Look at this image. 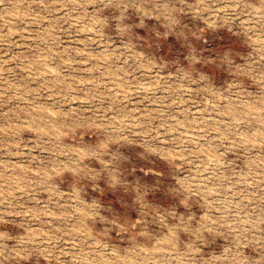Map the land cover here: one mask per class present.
I'll list each match as a JSON object with an SVG mask.
<instances>
[{
    "label": "clouds",
    "instance_id": "clouds-1",
    "mask_svg": "<svg viewBox=\"0 0 264 264\" xmlns=\"http://www.w3.org/2000/svg\"><path fill=\"white\" fill-rule=\"evenodd\" d=\"M0 151V264H264V0H0Z\"/></svg>",
    "mask_w": 264,
    "mask_h": 264
},
{
    "label": "rangeland",
    "instance_id": "rangeland-1",
    "mask_svg": "<svg viewBox=\"0 0 264 264\" xmlns=\"http://www.w3.org/2000/svg\"><path fill=\"white\" fill-rule=\"evenodd\" d=\"M13 39L18 40V37H13ZM13 51H19V49H13ZM9 55H11V52ZM7 58L8 57H6V59ZM7 68L9 70L14 69L15 65L9 64V65H7ZM16 71L18 73V77L23 75V73L19 69H16ZM4 77H5V79H8L7 73L4 74ZM84 103H85V98H84L83 94H80L78 99L74 96L72 99V102H71V108L72 109H79L81 107V105H83ZM133 106H135V105H133ZM41 107H43V106H41ZM66 108H67V106H66ZM65 115H66V113H65ZM110 115H112V114H110ZM117 118H119V117H117ZM25 151H27V148L25 149ZM21 159H22L21 157L15 156V155H13L11 157L6 156V155H4V153L2 151H0V160H3L6 163H10L12 165H15V164L19 163L21 161ZM41 264H48V262L46 260L42 259Z\"/></svg>",
    "mask_w": 264,
    "mask_h": 264
}]
</instances>
